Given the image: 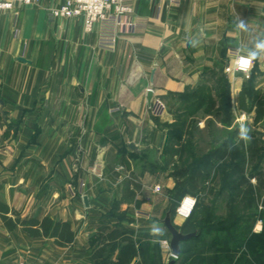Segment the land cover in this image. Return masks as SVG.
<instances>
[{
  "label": "crops",
  "instance_id": "obj_1",
  "mask_svg": "<svg viewBox=\"0 0 264 264\" xmlns=\"http://www.w3.org/2000/svg\"><path fill=\"white\" fill-rule=\"evenodd\" d=\"M61 1L0 11V199L75 232L59 246L16 226L17 264H96L91 241L103 224L165 232L170 199L157 185L175 181L150 170L147 152L166 154L174 126L197 142L210 126L264 123V54L249 73L226 70L233 48L247 54L264 38V0H125L131 12L115 41L98 23L85 31L81 17L51 18ZM130 179L141 187L126 188Z\"/></svg>",
  "mask_w": 264,
  "mask_h": 264
},
{
  "label": "rangeland",
  "instance_id": "obj_2",
  "mask_svg": "<svg viewBox=\"0 0 264 264\" xmlns=\"http://www.w3.org/2000/svg\"><path fill=\"white\" fill-rule=\"evenodd\" d=\"M182 114L179 113L181 118L184 117ZM247 127L250 129L251 137L257 134L259 140L261 139L260 153L253 162H248L247 167L249 170L258 167L264 169V139L261 138L264 133V123L261 126L249 124ZM173 128L185 135L183 140L168 142L166 154L161 158L156 157V150H149L147 163L152 172L161 170L164 172V177H172L175 181L173 186L166 189L161 187L158 190L165 191L170 199V204L161 218L164 220L167 212L170 211L174 223L180 230L200 232V236L197 239L182 241L181 248L185 253L175 258L170 247L171 234L167 228L162 235H145L143 256L139 257L137 262L170 264L171 260L175 259L174 264H264V243L262 247L255 246V243L247 244L243 236L244 228L252 224L253 233L261 234L264 238V203L255 196H251L250 202L248 197L243 196L245 186H234L239 176L233 174V166L237 163L233 157L216 162L210 174L201 179L198 189L194 192L188 191L190 185L187 182V173L182 176L179 183L174 175L183 168L193 170L200 167L210 149L227 139L233 132L238 133L240 126H210L209 132L206 128V131H198L197 142L188 136L191 131L189 126L179 125ZM236 141L238 142V138ZM187 196L194 199L195 203L188 216H181L178 210ZM216 233L219 239L214 241ZM18 236L17 231H12L4 222L1 223L0 264L18 263L17 248L11 246V242ZM166 239L169 245L164 243ZM223 239L229 241L230 248L227 247L229 250L224 254H216V249L223 246L220 241ZM94 240L91 241L93 249L97 246Z\"/></svg>",
  "mask_w": 264,
  "mask_h": 264
},
{
  "label": "trees",
  "instance_id": "obj_3",
  "mask_svg": "<svg viewBox=\"0 0 264 264\" xmlns=\"http://www.w3.org/2000/svg\"><path fill=\"white\" fill-rule=\"evenodd\" d=\"M247 88H249V86ZM191 112L193 111H184L182 114L184 116L183 118H187V114ZM258 112L260 116H264L263 108H260ZM223 113L224 120L229 123L231 111L227 105L225 106ZM174 131L177 140L182 141V133H178L177 129H174ZM191 132L192 131H190V134H192ZM237 138L238 142L236 141ZM260 140L257 135H254L246 144L243 140L239 139L238 133L235 131L227 139L210 149L200 167H196L193 170L183 168L180 169V171L175 172L174 175L178 178L179 183L182 176L187 173V182H189L190 185L188 191L194 192L198 189L201 179L210 174L216 162L233 157L237 161L233 166V174L239 176L234 186H245L243 196L248 197L250 202L252 201L251 196H255L257 199H261L264 203V169L258 167L257 169L249 170L247 167L248 162H253L260 153ZM130 183H134L132 179L128 181L126 188L129 189ZM134 184L138 188L141 187L140 183ZM129 194L135 195V190L130 191ZM0 218L10 230H13L16 226L20 225L23 230L32 237H53L55 243L59 246L70 244L75 237V232L69 221L56 220L51 216H44L42 218H24L18 210L10 207L1 199ZM145 235L148 234L136 235L133 230L122 226L113 227L107 224L101 225L99 227L98 235L94 240L97 242V246H95L93 251V258L97 261L96 264H136L137 258L143 256ZM199 236L200 232L196 233L188 240L194 238L197 239ZM243 236L245 241H247V244L253 245L255 243V246L262 247L264 243V238L261 234L253 233L252 224H249L244 228ZM254 237L257 239H254ZM214 238V241L218 240L219 235L216 233ZM220 241L223 243V246L216 249V254H224L230 248L228 240L223 239ZM116 249H118V252L116 258L113 259L111 256ZM184 253L185 251L182 249L180 257L183 256ZM175 262L176 260L173 263L170 262V264H174Z\"/></svg>",
  "mask_w": 264,
  "mask_h": 264
},
{
  "label": "built area",
  "instance_id": "obj_4",
  "mask_svg": "<svg viewBox=\"0 0 264 264\" xmlns=\"http://www.w3.org/2000/svg\"><path fill=\"white\" fill-rule=\"evenodd\" d=\"M40 0H0V11L9 10L16 5H35ZM131 7L125 3V0H62L59 4L48 9L51 18H72L81 17L85 31H91L96 23L99 24L102 35L108 41H115L118 34L128 24V15ZM232 58L226 66L227 72H244L249 73L254 67V61L248 68L239 58L247 55L240 47L233 48L231 51ZM160 189V186H157ZM188 199V196L182 202ZM195 200L191 201L189 214L194 206ZM181 205V206H182ZM180 212V208L178 210ZM164 243L169 245V241ZM19 264H32L28 261H20Z\"/></svg>",
  "mask_w": 264,
  "mask_h": 264
},
{
  "label": "clouds",
  "instance_id": "obj_5",
  "mask_svg": "<svg viewBox=\"0 0 264 264\" xmlns=\"http://www.w3.org/2000/svg\"><path fill=\"white\" fill-rule=\"evenodd\" d=\"M237 29L246 30L247 25L245 21L240 20L236 25ZM190 43L193 46L196 45L197 41L190 40ZM261 54H264V38H258L254 42V46L251 49L247 50V55L241 56L239 59L245 63V65L250 68L252 62L256 60ZM250 129L245 125L241 124L238 132L239 139L243 140L246 144L251 140V136L249 135ZM151 235H162L163 230L158 226H153L151 229Z\"/></svg>",
  "mask_w": 264,
  "mask_h": 264
},
{
  "label": "water",
  "instance_id": "obj_6",
  "mask_svg": "<svg viewBox=\"0 0 264 264\" xmlns=\"http://www.w3.org/2000/svg\"><path fill=\"white\" fill-rule=\"evenodd\" d=\"M20 60L22 61H30L22 56L19 57ZM152 90H149L148 92V100L151 101L152 99ZM129 147L135 150H138V146L135 143H129ZM85 202L88 205L89 204V198L87 195L84 196ZM164 223L168 229V231L171 234V239H170V247L172 250V254L173 256H175V258L179 257L182 253V248H181V242L188 240L189 238H191L192 236H194L196 234L195 231L192 232H183L182 230H180L178 228V226L174 223L171 212L168 211L165 218H164ZM175 261V259L171 260V262L173 263Z\"/></svg>",
  "mask_w": 264,
  "mask_h": 264
},
{
  "label": "bare ground",
  "instance_id": "obj_7",
  "mask_svg": "<svg viewBox=\"0 0 264 264\" xmlns=\"http://www.w3.org/2000/svg\"><path fill=\"white\" fill-rule=\"evenodd\" d=\"M192 198L188 196V199L183 203V205L180 207V212L179 214L182 216H188L189 215V210L192 206L191 204Z\"/></svg>",
  "mask_w": 264,
  "mask_h": 264
}]
</instances>
